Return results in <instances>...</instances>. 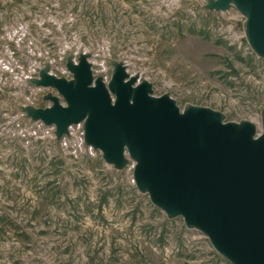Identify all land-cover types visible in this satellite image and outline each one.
<instances>
[{"label": "rangeland", "instance_id": "rangeland-1", "mask_svg": "<svg viewBox=\"0 0 264 264\" xmlns=\"http://www.w3.org/2000/svg\"><path fill=\"white\" fill-rule=\"evenodd\" d=\"M208 0H0V264H233L208 236L156 206L133 179L84 140L83 124L55 125L21 107L44 106L45 66L89 53L108 80L114 62L170 93L183 109L206 105L258 127L264 58L245 17Z\"/></svg>", "mask_w": 264, "mask_h": 264}, {"label": "water", "instance_id": "water-1", "mask_svg": "<svg viewBox=\"0 0 264 264\" xmlns=\"http://www.w3.org/2000/svg\"><path fill=\"white\" fill-rule=\"evenodd\" d=\"M206 7H235L264 58V0H208ZM66 65L70 78L48 66L32 78L56 93L44 94V106L22 105L27 115L55 125L58 137L82 123L85 142L107 163L121 169L133 160L137 188L167 215L204 232L233 264H264V112L258 127L206 105L182 109L121 61L108 80L95 75L86 52Z\"/></svg>", "mask_w": 264, "mask_h": 264}]
</instances>
